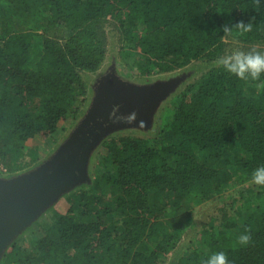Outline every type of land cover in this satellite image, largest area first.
<instances>
[{"label":"trees","instance_id":"16d2710c","mask_svg":"<svg viewBox=\"0 0 264 264\" xmlns=\"http://www.w3.org/2000/svg\"><path fill=\"white\" fill-rule=\"evenodd\" d=\"M241 20L253 30L224 33ZM106 23L122 59L164 73L217 61L225 39L264 45V0H0V174L37 165L40 140L56 141L61 121L83 113L82 72L106 58ZM174 101L154 136L107 138L91 184L67 195L29 251L13 242L0 264H202L219 251L230 264H264V187L252 182L264 165V75L245 82L215 63ZM228 189L239 216L212 219L181 245L186 205ZM245 228L251 244L234 247Z\"/></svg>","mask_w":264,"mask_h":264},{"label":"rangeland","instance_id":"374dc122","mask_svg":"<svg viewBox=\"0 0 264 264\" xmlns=\"http://www.w3.org/2000/svg\"><path fill=\"white\" fill-rule=\"evenodd\" d=\"M105 32L107 52L103 64L95 72H82L86 93L83 113L76 121H61V131L56 141L47 143L40 140L41 161L37 165L13 175L3 172L0 174V182L11 183L27 177L30 171L42 168L61 150L75 143L95 122H101L99 131L97 130L93 136L83 156L81 175L66 189L58 192L13 233L0 250V252L3 250L2 254L17 241L20 242L23 251H29L32 237L37 238L49 222L67 210V195L91 184L95 172L99 169V162L105 155L106 149L103 142L107 138L124 134L154 136L159 131L165 116L164 108L173 106L175 96L216 63V61L195 60L174 71L145 73L140 63L134 58H121L118 52L119 36L110 23L105 24ZM63 33L61 29L57 31L58 35ZM237 48L244 51L256 48L264 52V45L261 43L247 47L225 39L223 55ZM232 193L231 189L219 191L212 194L206 201L186 205V211H192V223L187 225V230L180 241L181 245L184 246L188 238H196L198 232L212 219L216 220L219 216L223 218V215L230 214L239 216L230 205L233 202L230 198ZM164 264H172V260L169 259Z\"/></svg>","mask_w":264,"mask_h":264},{"label":"water","instance_id":"95a60500","mask_svg":"<svg viewBox=\"0 0 264 264\" xmlns=\"http://www.w3.org/2000/svg\"><path fill=\"white\" fill-rule=\"evenodd\" d=\"M100 126L101 122H95L75 143L61 150L42 168L30 171L27 177L11 183L0 182V250L42 206L78 180L83 156Z\"/></svg>","mask_w":264,"mask_h":264},{"label":"clouds","instance_id":"9594fccd","mask_svg":"<svg viewBox=\"0 0 264 264\" xmlns=\"http://www.w3.org/2000/svg\"><path fill=\"white\" fill-rule=\"evenodd\" d=\"M261 0H255L259 7ZM254 19V18H253ZM253 30V23H245L243 20L237 21L234 25H224L223 31L226 35H232L235 31L239 36H243ZM217 65L222 66L228 73L236 76L241 81H259L264 75V52L256 48L248 51L237 48L223 56H220ZM252 182L258 186L264 187V165L253 170ZM252 242L251 229L245 228L236 240L235 246L247 247ZM202 264H230L229 258L224 251H219L208 256Z\"/></svg>","mask_w":264,"mask_h":264},{"label":"flooded vegetation","instance_id":"af4514ba","mask_svg":"<svg viewBox=\"0 0 264 264\" xmlns=\"http://www.w3.org/2000/svg\"><path fill=\"white\" fill-rule=\"evenodd\" d=\"M77 158H78V156H77Z\"/></svg>","mask_w":264,"mask_h":264}]
</instances>
